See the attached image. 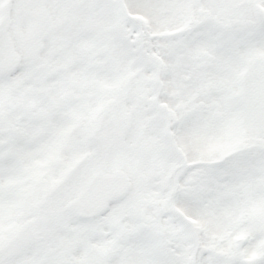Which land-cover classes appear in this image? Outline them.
<instances>
[{"label": "snow or ice", "instance_id": "obj_1", "mask_svg": "<svg viewBox=\"0 0 264 264\" xmlns=\"http://www.w3.org/2000/svg\"><path fill=\"white\" fill-rule=\"evenodd\" d=\"M0 264H264V0H0Z\"/></svg>", "mask_w": 264, "mask_h": 264}]
</instances>
